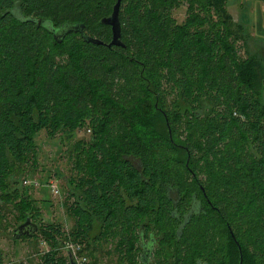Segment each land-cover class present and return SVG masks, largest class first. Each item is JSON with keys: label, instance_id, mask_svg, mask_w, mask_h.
<instances>
[{"label": "trees", "instance_id": "1", "mask_svg": "<svg viewBox=\"0 0 264 264\" xmlns=\"http://www.w3.org/2000/svg\"><path fill=\"white\" fill-rule=\"evenodd\" d=\"M181 1L122 0L125 46H110L101 20L117 0H0V215L38 216L11 160L38 157L40 132L70 139L92 125L71 147L73 226L40 227L33 237L51 250L39 264H72L61 237L92 254L82 264L111 242L119 264H147L145 253L148 264H241L236 240L243 264H264V65L240 59L246 35L226 0H190L201 9L178 23ZM77 23L104 43L55 36ZM162 78L178 90L175 113Z\"/></svg>", "mask_w": 264, "mask_h": 264}, {"label": "rangeland", "instance_id": "2", "mask_svg": "<svg viewBox=\"0 0 264 264\" xmlns=\"http://www.w3.org/2000/svg\"><path fill=\"white\" fill-rule=\"evenodd\" d=\"M190 2V0H182L180 6L174 8L172 16L178 23L184 22L186 17L189 16V9L192 8L194 11L201 9L200 5H198L199 3H191L190 5ZM226 8L228 9V7ZM228 11L233 18H236L235 10ZM236 42V51L241 57L240 59L242 57L255 56L264 65V59H262L264 55H260V52L264 53V44L252 41L247 43L244 40ZM59 58L67 59L66 55L59 56ZM158 78V75L155 74L154 79ZM160 82L162 83L160 84V95L162 94L168 110L170 109L175 113V100L178 99V90L174 88L175 82L168 81L167 78H162ZM203 100H206V98H203ZM86 122L87 125L75 131L70 139L62 131H59L54 137L48 136L45 132H40L36 139L38 157L35 159L26 158L23 161L11 160L10 169L14 173L9 177V180L12 184L16 180H20L18 186L22 194L29 196V200L33 202V213L38 212V216L31 219L40 227L59 224L63 226L64 231L69 233L73 226V218L70 215L69 206L65 204L66 201L72 202L74 200L73 197L69 199L68 194L72 190L71 186L76 184L73 181L76 182L78 180V170L73 164L71 147L78 140L89 141L92 139L93 133L90 118ZM163 126L166 129V124ZM181 129L184 130L183 127ZM183 130L182 134H184ZM181 133V138L185 140V134L182 136ZM251 149L253 148L251 147ZM200 176L201 178H206L203 172L200 173ZM70 180L72 185L69 183ZM57 187L60 189L59 194L54 190ZM6 209H8L7 206ZM10 210L6 216L0 215V264H39L42 256L51 250L49 245L42 240V234L32 236L33 238L19 236L17 240H14V230L21 222H17L14 213H10ZM58 241L61 245L59 251L63 256H68L69 251L67 248L69 246L77 244V242L69 239L66 240L65 237H61ZM98 248L99 251L94 253L96 264H119V260L113 250L115 242L104 243ZM109 251L111 253H108ZM148 258L150 260V256ZM75 259L82 264L85 261L89 262L90 259H93V256L88 251H83L81 254L78 252Z\"/></svg>", "mask_w": 264, "mask_h": 264}, {"label": "water", "instance_id": "3", "mask_svg": "<svg viewBox=\"0 0 264 264\" xmlns=\"http://www.w3.org/2000/svg\"><path fill=\"white\" fill-rule=\"evenodd\" d=\"M121 1L122 0H117V3L115 4L113 8V12L110 16L105 17L101 20L103 24L110 25L112 27L113 31V40L110 43L111 45H117V46H125L124 42L122 41V24L120 22V8H121ZM85 25L82 23H77L74 25H67L65 26L58 34H55L56 37H63V31L65 32H70V31H79L81 35L84 37V39L87 42H92L95 44H103L104 42L98 38L91 37L85 33L84 30ZM40 229V226L32 221L31 218H28L24 223L20 224L17 228L14 230V238L17 239L19 236H29L32 237L35 233H37ZM232 235H234L232 233ZM239 250L241 252V264H243V256H242V247L239 244V242L236 240ZM145 260L146 263L148 264L147 253H145ZM69 255L71 258V263L72 264H78L76 261L74 255L72 252L69 251Z\"/></svg>", "mask_w": 264, "mask_h": 264}, {"label": "crops", "instance_id": "4", "mask_svg": "<svg viewBox=\"0 0 264 264\" xmlns=\"http://www.w3.org/2000/svg\"><path fill=\"white\" fill-rule=\"evenodd\" d=\"M226 1L228 10L236 11L235 21L245 29H243L246 35L245 42L264 44V0ZM260 55L264 53L260 52Z\"/></svg>", "mask_w": 264, "mask_h": 264}, {"label": "built area", "instance_id": "5", "mask_svg": "<svg viewBox=\"0 0 264 264\" xmlns=\"http://www.w3.org/2000/svg\"><path fill=\"white\" fill-rule=\"evenodd\" d=\"M54 185V184H53ZM56 193H60V189L57 187L54 189ZM80 245L79 244H72L71 246H69L67 248L68 251L72 252L74 254V256L77 258V254L80 251Z\"/></svg>", "mask_w": 264, "mask_h": 264}, {"label": "flooded vegetation", "instance_id": "6", "mask_svg": "<svg viewBox=\"0 0 264 264\" xmlns=\"http://www.w3.org/2000/svg\"><path fill=\"white\" fill-rule=\"evenodd\" d=\"M17 5V2L15 3V6ZM13 9H16V8H13ZM18 9H20V8H18Z\"/></svg>", "mask_w": 264, "mask_h": 264}]
</instances>
